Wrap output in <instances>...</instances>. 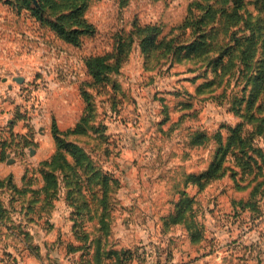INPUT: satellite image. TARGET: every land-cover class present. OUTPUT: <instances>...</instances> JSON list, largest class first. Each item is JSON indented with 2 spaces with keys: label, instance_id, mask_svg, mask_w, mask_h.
<instances>
[{
  "label": "rangeland",
  "instance_id": "1",
  "mask_svg": "<svg viewBox=\"0 0 264 264\" xmlns=\"http://www.w3.org/2000/svg\"><path fill=\"white\" fill-rule=\"evenodd\" d=\"M14 1L0 0V73L20 95L17 126L38 137L54 119L66 131L85 117V132L60 134L76 141L85 155L77 170L47 164L51 156L30 163L33 172L26 177L38 185L42 169L54 170L59 195L47 211L38 210V219L50 218L21 222L28 231L17 229L18 237L9 234L14 229L7 235L0 231V264L23 263L34 248L46 245L65 255L74 252L81 264H218L210 254L219 245L224 249L220 264H264V170L244 171L228 152L223 175L211 180L208 194L210 183L197 192L182 186L184 174L209 167L219 133L223 145L229 128L241 125L243 161L264 151V135L253 136L256 125H264V86L257 81L264 70L263 0H246L238 20L208 16L207 25L216 27L207 36L209 51L186 57L166 44H176L177 37L188 40L193 30L180 26L205 13L199 5L221 7L218 0H90L85 16L96 31L83 36L80 45L65 42L30 10L18 12ZM139 24L159 27L162 41L156 49L148 45L143 52ZM128 34L132 42H123L126 57L118 70L96 81L86 59L115 55L117 39ZM236 36L242 37V47L219 60ZM195 135H204V142H192ZM52 141L57 147L53 133ZM43 142L50 147L48 138ZM40 144L34 138L25 146ZM24 153L30 158L29 149ZM104 176H113V187L102 186ZM221 189L226 194L220 198ZM183 191L195 202L178 221ZM241 201L252 204L244 207ZM3 219L9 218L1 214ZM192 232L200 238L192 239ZM204 255L207 262H201Z\"/></svg>",
  "mask_w": 264,
  "mask_h": 264
},
{
  "label": "trees",
  "instance_id": "2",
  "mask_svg": "<svg viewBox=\"0 0 264 264\" xmlns=\"http://www.w3.org/2000/svg\"><path fill=\"white\" fill-rule=\"evenodd\" d=\"M221 7L215 6H207L201 7L205 10L203 15L196 17L194 21L187 20L180 26V29L191 28L192 36L188 40H179L181 37L176 38V44H174V40H170L166 45L174 46L175 52L181 56L183 53L184 57L192 56V55H201L206 54L209 50L207 49V45H211V42L207 41V36L210 33H214L216 30L215 25H207V23L211 20L206 18L209 16L215 20L219 16L223 18H234L235 20L241 19L242 10L246 6V0H218ZM262 1V0H257ZM16 8L18 12H21L23 9H28L31 11L32 15L42 24L49 26L57 36L63 39L65 42L80 45L82 43V38L85 35L95 33V26L90 23L86 19V11L90 4V0H16L11 2ZM261 7H264V0L262 2ZM231 22H228V27H231ZM137 27V26H136ZM138 33H144L141 37L140 44L143 46V52L149 50L148 45H152L153 49H156L162 39H159L160 29L157 25H138L136 28ZM133 34V32L131 33ZM255 35V32L251 35L252 37ZM234 39L233 44L227 45L224 47L222 53L219 56V60H223L227 53L231 50L236 51L240 47H242V37H232ZM251 39V38H249ZM245 39V40H249ZM118 40V52L115 55L112 54H97L91 55L86 59V65L95 78L96 81H103L110 72L118 70V67L121 65L123 58L126 57L125 50L123 47V42L129 40L130 42V34L123 37H120ZM242 55V49H240ZM244 52V51H243ZM253 55H249L246 59L250 60ZM116 57V59L114 58ZM260 64L264 65V58L261 59ZM224 66H222L223 69ZM258 86H264V70L257 77ZM83 121H85V117L78 120L76 122V126L74 128H70L66 131H62L56 120L54 119L52 122V133L57 142V147L55 152L52 154L51 161H47V164H52L53 162H57L58 167H63L64 163L71 169L77 170V167L80 165L81 158L85 155L84 150L76 141L67 140L63 137H60V134H78L86 131V128L83 127ZM262 123V122H261ZM257 124L255 133L264 135V125ZM243 126V125H242ZM204 135H195L193 137L194 143L204 142ZM219 145L215 150L214 156L209 167L200 172V173H188L185 176V185L196 184L199 189H204L213 178H217L223 175L225 168H222L224 156L228 152H234L238 161H240L241 169L245 168L244 171H253V167L257 166L259 168V173H262L264 170V151L259 149L256 155H250L249 158L251 161H243L242 160V135H241V125L236 126L235 128H229V135L225 141V144L221 145L220 142L223 141L222 133H219ZM239 143V144H237ZM246 145V140L243 141ZM240 145V146H239ZM245 150V149H243ZM249 152V151H248ZM221 153V154H220ZM254 162V165L253 163ZM250 171V172H251ZM54 170L47 171L42 169V174L44 176L43 186L40 188H24L18 189L16 191H20L21 193L26 194L28 191L31 192V199L29 201L28 208L31 211H42L48 210L52 207V202L56 200L58 197V191L61 184L57 179H54ZM110 176V175H109ZM113 177V176H112ZM103 177L102 186L106 188L108 185L113 187V178ZM27 179L28 177L25 176ZM29 183L36 184L37 180L27 179ZM110 180V181H109ZM3 181L0 180V183ZM97 182H95L96 184ZM247 185H250L248 183ZM244 188V187H242ZM76 189H78L76 187ZM257 187H255L252 193L255 192ZM73 190V189H72ZM181 200L178 201L177 205H179V217L178 221L183 216L182 214L186 213V209L188 208V212L192 209V205L195 202L194 197L187 194L186 191L182 192ZM75 200V199H74ZM251 201H241L244 207L251 205ZM4 214V210L0 207V215ZM192 239H199L196 232H192ZM34 253L39 254L37 249L34 248ZM75 250V248H73Z\"/></svg>",
  "mask_w": 264,
  "mask_h": 264
},
{
  "label": "crops",
  "instance_id": "3",
  "mask_svg": "<svg viewBox=\"0 0 264 264\" xmlns=\"http://www.w3.org/2000/svg\"><path fill=\"white\" fill-rule=\"evenodd\" d=\"M2 48L3 42L0 40V60H3L4 58ZM5 78L7 80H5ZM16 88L17 87H14V85L10 83L7 76L0 73V180L3 181L2 183H0V207H2L4 210L5 218H9L0 220V231L1 233L7 235L10 230L14 229L12 233H9L14 236L18 234L17 229H19L21 234L22 231H28L21 227V222L25 221L30 224H36L40 219L50 218L52 215L51 214L50 216H46L43 214L41 218L38 219V210L31 211L28 208L29 201L31 199V192L28 191L26 194H24L20 191H16L15 189L42 187L43 181L40 182L39 185L37 183H29V181L25 178L26 172H29L28 175H31L30 173L33 172V170L31 169L32 167L30 163L35 164L33 160H37L39 162L44 158H49L55 152L56 148L55 143H53V141L51 142V123L50 125L48 124V126L46 123L45 131L39 133L38 137L31 128L26 126H17L21 121L20 118L17 117V115L21 117V115H19V111L21 112L22 108L20 104V95H18ZM5 122L7 123V126H5ZM34 138L36 139V142L40 140L41 144L38 146L36 145L26 147V142ZM45 138H48L50 147L45 148V143L43 142ZM27 149L31 151L30 158L27 157L25 153L23 154V152ZM16 151H19L18 155L16 154ZM32 151H34V153H32ZM147 155V158L150 159V154ZM184 185L185 174L182 186ZM213 186L214 183H210L209 186L205 188L207 194L208 189L212 188ZM188 188L197 189V192L199 187L196 184H189ZM221 191L225 190L221 189L219 192H217V194L221 193V195L219 196L220 198L226 194V192ZM16 219H18V221L20 222L16 223ZM236 233L240 236L238 242L242 244V229L240 231L238 229ZM220 246L221 245L216 247L215 250L210 254L211 258H215L218 264L221 263V261L223 260L222 256L224 255V249ZM73 248H75V246L72 247L71 251H73ZM12 253H14L15 256H18L15 251H11V254ZM38 253L39 254L29 253L28 255H30V257L24 260L23 263L18 262V264H81L77 258L73 257L74 252L69 253L68 251H66V256L64 253L59 252V250L49 248L47 245L44 248H41L39 246ZM23 258L24 257L21 256L20 260L23 261ZM207 260H209L208 255L202 256L201 262H207ZM142 264H148V261H144V263Z\"/></svg>",
  "mask_w": 264,
  "mask_h": 264
},
{
  "label": "water",
  "instance_id": "4",
  "mask_svg": "<svg viewBox=\"0 0 264 264\" xmlns=\"http://www.w3.org/2000/svg\"><path fill=\"white\" fill-rule=\"evenodd\" d=\"M5 80H7V79L5 78ZM15 80H16L18 83H23L24 80H25V77H23V76H17V77H15ZM32 153H34V151H32ZM10 162H13V161H10Z\"/></svg>",
  "mask_w": 264,
  "mask_h": 264
}]
</instances>
